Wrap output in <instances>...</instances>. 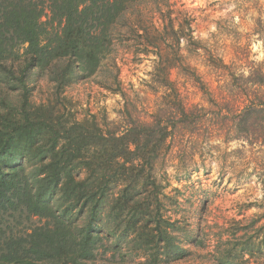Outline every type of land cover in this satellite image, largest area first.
Listing matches in <instances>:
<instances>
[{
	"label": "trees",
	"instance_id": "obj_1",
	"mask_svg": "<svg viewBox=\"0 0 264 264\" xmlns=\"http://www.w3.org/2000/svg\"><path fill=\"white\" fill-rule=\"evenodd\" d=\"M167 1L0 0V264L185 260L192 251L181 245L183 228L172 213L177 201L157 175L158 162L175 138L201 135L211 125L213 132L225 129L231 138L264 146L262 65L247 76H233L247 102L240 109L227 98L218 103L195 74L199 90L216 109L187 106L168 79L175 64L166 65L167 57L154 82L164 101L151 122L104 128L93 117L79 119L71 108L57 106L59 98L66 100L67 87L108 65L118 43L131 40L159 50L164 32L178 48L188 29L190 42L198 45L189 19L175 23L169 11L162 33L148 27L138 7ZM33 72L52 84L53 100L31 102L27 80ZM32 219L36 222L17 228ZM263 221L264 213L250 222L233 220L216 234L203 232L200 224L190 244L203 249L214 243L216 264H249L253 258L264 264Z\"/></svg>",
	"mask_w": 264,
	"mask_h": 264
},
{
	"label": "rangeland",
	"instance_id": "obj_2",
	"mask_svg": "<svg viewBox=\"0 0 264 264\" xmlns=\"http://www.w3.org/2000/svg\"><path fill=\"white\" fill-rule=\"evenodd\" d=\"M138 10L148 27L152 25L160 33L168 24V11L175 23L188 18L191 36L199 44L190 42L188 29L178 48L175 39L164 32L159 50L134 45L131 40L118 43L105 61L111 70L105 67L95 76L71 84L63 93L66 100L61 95L57 106L71 108L79 119L93 117L104 128L123 130L133 120L151 122L164 101L163 90H154V82L165 57L171 61L166 65L175 64L168 79L180 89L187 106L216 109L207 103L191 74L218 103L227 98L237 109L247 103L232 78L247 76L253 67H264V0H168L145 2ZM24 48H19V61ZM27 82L32 87L31 102L54 99L53 86L46 78L39 79L33 72ZM106 84L112 89H106ZM214 126L201 135L175 138L157 165V175L169 186L166 193L177 201L172 213L183 228L181 245L192 251L189 258L172 264H216L214 243L203 249L190 244L200 224L203 232L216 234L233 220L250 222L264 213V146L231 138L225 129L213 132ZM34 222L36 219L17 228ZM249 264H255L254 258Z\"/></svg>",
	"mask_w": 264,
	"mask_h": 264
}]
</instances>
